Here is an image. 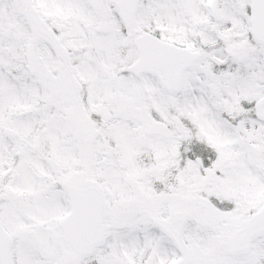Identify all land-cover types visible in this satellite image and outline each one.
I'll return each mask as SVG.
<instances>
[{
  "label": "snow or ice",
  "instance_id": "obj_1",
  "mask_svg": "<svg viewBox=\"0 0 264 264\" xmlns=\"http://www.w3.org/2000/svg\"><path fill=\"white\" fill-rule=\"evenodd\" d=\"M0 264H264V0H0Z\"/></svg>",
  "mask_w": 264,
  "mask_h": 264
}]
</instances>
